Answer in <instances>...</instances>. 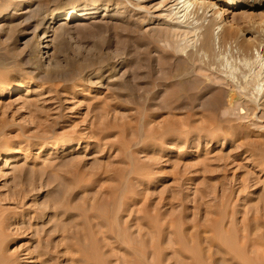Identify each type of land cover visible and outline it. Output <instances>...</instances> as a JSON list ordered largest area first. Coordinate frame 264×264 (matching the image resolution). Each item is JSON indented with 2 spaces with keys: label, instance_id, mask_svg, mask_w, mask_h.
I'll return each instance as SVG.
<instances>
[{
  "label": "rangeland",
  "instance_id": "1",
  "mask_svg": "<svg viewBox=\"0 0 264 264\" xmlns=\"http://www.w3.org/2000/svg\"><path fill=\"white\" fill-rule=\"evenodd\" d=\"M165 1L0 0V264H264V0L180 8L161 68Z\"/></svg>",
  "mask_w": 264,
  "mask_h": 264
},
{
  "label": "bare ground",
  "instance_id": "2",
  "mask_svg": "<svg viewBox=\"0 0 264 264\" xmlns=\"http://www.w3.org/2000/svg\"><path fill=\"white\" fill-rule=\"evenodd\" d=\"M18 1H27V3H31V1H34L35 3L37 2L38 3V0H18ZM144 1V0H143ZM162 1V0H161ZM167 1V0H166ZM165 1V5H169L168 7H167V9L166 10H168V15H167V17H170V16H173L172 15V13L171 12H173V10H175V9H177V11H176V13H174V16L173 17H171V19L173 20V19H175V23H172V21H170V20H163V17L162 16H160L159 15V17H156V18H159V19H161V23H159V25H161V26H159L158 25V27L157 28H153L152 29V31L153 30H155V32H154V34L153 35H151V39H155L154 40V42L156 43V44H158L160 47H162L161 48V51L160 52H164L166 55H164L163 57L161 56V58L163 59H161L162 60V62L163 63H165V64H162V62H161V60H160V62H161V65L162 66H160L161 68L163 67L164 68V66L165 65H167V58L166 57H168V55H173V54H171V50H172V46H173V42H176L175 41V39H179V38H181V37H183V38H185V36H187L188 34L190 35V31L185 27V26H183V25H181V22H177L178 21V18L179 17H176V15H178L179 13L178 12H180L179 10H180V8H183V10L182 11H185V10H187L188 8H189V6L190 5H192V4H195L196 5V7L197 6H199L200 7V5H205V3H208L207 1H204V0H201V1H198V2H196L195 0H193L190 4H189V2L188 1H190V0H168L167 2ZM160 3V2H159ZM208 5V4H207ZM93 7L92 8H90L89 9V11H87V12H85V13H83V14H79V15H76V17H80V18H82L81 19V21H86V20H89V16L93 13V11L92 10H95V8L97 7V5L96 4H93L92 5ZM234 6V3L232 2V1H227L226 3H225V6H223V7H221V8H219V9H217L218 11L216 12L217 14L215 15V17H221V19H223L227 14V10L228 9H225V7H228V8H232ZM174 7V8H173ZM198 7V8H199ZM201 7H203V6H201ZM200 7V8H201ZM158 8V7H157ZM160 8V7H159ZM108 9V8H107ZM139 9H141V7L139 8ZM26 10V9H25ZM35 10L38 12V14H40L39 13V10L37 9V6H35L34 4H32L31 6H30V8L28 9V10H26V11H24L23 12V14H27V15H33V12H35ZM157 10V9H156ZM74 12L75 11H73V9L71 8H68V9H66L65 11L63 10V11H57V12H54L52 15H50L47 19H45V21L43 22L44 23V25L46 26V29L47 28H52L55 24H57L59 21H61V20H70V19H72V18H75V16L73 15L74 14ZM22 14V13H21ZM34 15H35V13H34ZM103 16V15H102ZM106 16V15H105ZM158 16V15H157ZM165 16V15H164ZM33 17V16H32ZM36 18H37V16H35ZM34 17V18H35ZM6 18V14H0V21L1 20H4ZM168 19V18H167ZM157 21V20H156ZM163 21V22H162ZM31 22V21H30ZM42 22V21H41ZM218 24V23H217ZM183 27V28H182ZM151 28V27H150ZM185 28V29H184ZM147 30V29H146ZM148 31H150V30H148ZM206 32V31H205ZM149 33V32H148ZM210 33V32H209ZM162 35V36H161ZM206 34H204V36H205ZM158 36V37H157ZM192 36V35H191ZM202 36V35H201ZM49 36H46L45 35V33H43V35L42 36H40V39H42L43 41L45 40V39H47ZM160 37H162V38H160ZM156 38H158V39H156ZM182 38V39H183ZM150 39V38H149ZM181 39V40H182ZM152 41V40H151ZM45 42H47V45H45V46H41V43H39V52L38 53H42V58H45V59H47L49 56H48V51H49V49L51 48V46H48V43L50 42L49 40H46ZM153 42V43H154ZM154 43V44H155ZM173 43V44H172ZM177 43V42H176ZM208 44H211L210 43V36L208 35V33H207V35H206V37H204L203 38V40H202V42H201V45H202V47H206V45H208ZM173 47H175V46H173ZM208 47H209V45H208ZM42 48H44V49H47L45 52L44 51H42L41 52V49ZM163 55V54H162ZM175 55V54H174ZM174 55H173V57H174ZM44 56V57H43ZM170 57V56H169ZM171 58V57H170ZM189 58V57H188ZM188 58L186 59V60H182V58H181V60L179 61V59H178V61H179V63H181L182 64V62L181 61H187L186 63V65L185 66H187L189 63H188ZM165 59H166V61H165ZM42 60V59H41ZM171 59H169L168 61L172 64V62H173V60L172 61H170ZM189 60H191V66L190 67H184V65L182 66V67H184V68H180L181 67V65L180 66H178V67H176L177 69H176V74H178L179 76H182V77H184V78H194L195 76H197L199 73H200V71H201V67L199 68V66L197 67V65H196V63H195V60L194 59H190L189 58ZM176 63H178L177 61H176ZM169 64V63H168ZM170 64V65H171ZM175 64V63H174ZM179 65V64H178ZM173 65H171V67H172ZM175 66H177V65H175ZM205 67V66H204ZM55 68H56V66H55ZM161 68H160V70H161ZM167 68H170V67H167ZM206 68V67H205ZM175 69V67L173 68V70ZM203 69V68H202ZM172 70V71H173ZM204 70V69H203ZM202 70V71H203ZM206 70V69H205ZM204 70V71H205ZM163 71H166V68L163 70ZM163 71L161 70V72L163 73ZM201 71V72H202ZM203 71V73H205ZM207 71V70H206ZM212 72V71H211ZM168 73H170V74H172V72H171V69H170V72H169V69H168V71H166V73L164 72L163 74H164V76H166L165 74H168ZM202 73V74H203ZM208 73V72H207ZM206 73V74H207ZM176 74H174V76H176ZM210 74V73H209ZM173 75V74H172ZM162 76V75H161ZM163 76V77H164ZM194 76V77H193ZM205 76V75H204ZM171 77H173V76H171ZM170 78V77H169ZM177 78V77H176ZM209 78V77H208ZM161 79H162V77H161ZM216 79V81L215 82H217V83H219V82H222L223 80H222V78H215ZM169 80V79H168ZM197 81V80H196ZM213 81V80H212ZM211 81V82H212ZM170 83V82H169ZM212 84V83H211ZM222 84V83H221ZM166 85V84H165ZM222 86V85H221ZM172 88V87H171ZM244 88V87H243ZM16 90L18 91V87L16 86V85H14V84H11L9 87H2V88H0V98H2V97H13L14 95H16V94H14L13 92H16ZM24 92V94L21 96V98H24V97H27V96H29V91H28V89H26V90H24L23 91ZM213 101V100H212ZM208 103V102H207ZM214 103V102H213ZM219 106V105H218ZM215 109V108H214ZM242 119V118H241ZM70 144H71V141H67L66 143H65V145H64V147L63 148H67V147H69L70 146ZM112 189V188H111ZM119 192V191H118ZM112 194V193H111ZM114 195V194H113ZM107 196V195H106ZM102 199H103V197H102ZM108 199V198H107ZM105 203V202H104ZM110 213V212H109ZM114 213V212H113ZM129 216V215H128ZM104 217V216H103ZM137 218V217H136ZM107 221V220H106ZM73 222V221H72ZM83 222V221H82ZM105 222V221H104ZM77 223V222H76ZM80 224V223H79ZM149 224V223H148ZM74 225V224H73ZM72 225V226H73ZM85 225V224H84ZM93 225V224H92ZM165 225V224H164ZM83 226V225H82ZM108 226V225H107ZM111 226V225H110ZM79 227H81V226H79ZM84 227V226H83ZM90 227H92V226H90ZM114 227V226H113ZM124 227V226H123ZM57 228V227H56ZM59 228V227H58ZM110 228V227H109ZM56 230V229H55ZM58 230V229H57ZM56 230V231H57ZM104 230V229H103ZM140 230V229H139ZM59 231V230H58ZM65 231V230H64ZM73 232V231H72ZM79 232V231H78ZM233 232V231H232ZM57 233V232H56ZM71 233V232H70ZM162 233V232H161ZM68 234V233H67ZM72 234V233H71ZM78 234V233H77ZM76 234V235H77ZM94 235V234H93ZM52 235H50V237H51ZM64 236V235H63ZM80 236V235H79ZM95 236V235H94ZM78 237V236H77ZM52 238V237H51ZM50 238V239H51ZM81 238V237H80ZM89 238V237H88ZM66 239V238H65ZM94 240V239H93ZM64 241V240H63ZM237 242V241H236ZM81 245V244H80ZM127 245V244H126ZM111 246V245H110ZM40 247V246H39ZM42 247V246H41ZM40 247V248H41ZM161 249V248H160ZM225 249V248H224ZM52 250V249H51ZM234 250V249H233ZM37 251V250H36ZM228 251V250H227ZM235 251V250H234ZM237 252H239V251H237ZM240 253V252H239ZM81 253H79V255H80ZM237 254V253H236ZM206 255V254H205ZM236 256H238V254L237 255H235V257ZM238 257H241V256H238ZM257 257V256H256ZM95 258V257H94ZM234 258V257H233ZM1 259V258H0ZM7 259H10V258H7ZM195 259V258H194ZM238 259V258H237ZM236 259V260H237ZM240 259V258H239ZM238 259V260H239ZM31 260V259H30ZM105 260V259H104ZM157 258H156V262H157ZM2 261V260H1ZM171 261V260H170ZM242 261V260H241ZM28 262H29V260H28ZM244 262V261H243ZM256 262V261H255ZM155 263V262H154ZM260 263V262H259ZM7 264V263H6ZM12 264V263H11ZM152 264V263H151ZM156 264H159L158 262L156 263ZM205 264V263H204ZM250 264V263H249ZM263 264V263H262Z\"/></svg>",
  "mask_w": 264,
  "mask_h": 264
}]
</instances>
